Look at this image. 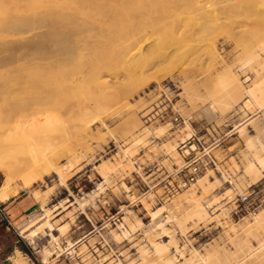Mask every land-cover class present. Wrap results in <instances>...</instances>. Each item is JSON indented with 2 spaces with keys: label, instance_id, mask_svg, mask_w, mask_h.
Returning a JSON list of instances; mask_svg holds the SVG:
<instances>
[{
  "label": "rangeland",
  "instance_id": "374dc122",
  "mask_svg": "<svg viewBox=\"0 0 264 264\" xmlns=\"http://www.w3.org/2000/svg\"><path fill=\"white\" fill-rule=\"evenodd\" d=\"M181 3L186 10L180 26L194 37L216 40L217 55L202 60L187 56L180 66L172 67L169 59L161 60L157 67L165 69L162 79L144 80L135 90L121 94L113 79L111 87H106L111 97L81 106L67 135H61L70 143L61 144V152L64 149L67 155L57 164L64 179L60 173L42 174L33 187L21 188L40 201L21 218H11L0 203V264H12L17 254L26 264H161V257L172 255L178 264H229L230 260L264 264V221L255 224L264 210V175L253 183L246 171L248 163L257 161V153L264 155V109L257 108L246 94L227 98L217 79L225 67H231L244 86L264 80V15L235 12L229 20H236L237 27L230 32L220 23L210 22L206 9L196 0ZM206 20L212 24L194 30ZM153 43H145L144 48ZM193 43L186 38L181 50L187 51ZM90 51L83 48L78 54L87 58ZM257 53L259 59L245 65ZM13 66L7 65V69L15 71ZM13 81L9 84L16 85L13 90L20 94L0 90V97L8 98L6 102L14 109L22 108L20 101L27 105L29 94L36 95L29 90L40 84ZM12 94L19 96L20 103ZM85 94L97 97L99 90L87 86ZM210 104L215 111L206 110ZM194 133L210 146L218 164L199 176H206L203 184L198 179L177 190L179 170L185 164L183 151L191 145L187 141L183 147L182 141ZM102 166L106 174L101 172ZM4 177L0 171V187ZM243 194L250 196L248 201H242ZM193 198L207 212L203 219L190 216L196 204ZM47 208L52 211L46 215ZM152 211L160 215L154 219ZM46 220L48 228L37 237L22 232L30 223ZM130 223L139 225L127 236L114 237V232H121L119 225L130 227ZM66 225L62 232L60 227ZM54 235L60 245L52 240ZM156 242L167 249L158 252ZM48 249L52 254L46 260ZM202 256H207V263Z\"/></svg>",
  "mask_w": 264,
  "mask_h": 264
},
{
  "label": "bare ground",
  "instance_id": "6f19581e",
  "mask_svg": "<svg viewBox=\"0 0 264 264\" xmlns=\"http://www.w3.org/2000/svg\"><path fill=\"white\" fill-rule=\"evenodd\" d=\"M196 1L204 6L210 22L220 23L230 32L237 27L236 20L233 19L235 23L229 20L231 14L243 12L246 15H264V0ZM185 10L181 0H0V38L36 32L28 38L0 39V90L7 93L9 89H17L13 83L9 84L10 80H14L15 84L26 80L40 84L38 89L29 90L36 95H32L34 98L29 94V101L33 100L30 103L28 101L27 105L26 101H20L17 98L19 96L12 94L18 100L15 102L25 103L14 102L22 108L15 106L17 109H14L13 105L6 102L8 98L4 100L5 97H0V171L5 176L0 187L1 201L13 198L20 186L33 187L43 178L42 174L60 173L64 179L57 164L62 155H67L64 149L61 152V144L70 146V143L68 138L61 139V135H67L81 106L111 97L106 87H111L113 79L120 88L117 94H121L135 90L144 80L162 79L166 72L157 67L161 60L169 59L172 67L180 66L187 56L202 60L217 53L216 40L205 36L194 37L193 32L189 34L180 26L181 15ZM208 20L205 23L201 21L194 30L200 29L199 26L203 24L211 25ZM186 38L194 43L183 52L181 44ZM149 41L154 43L145 49L144 44ZM83 48L91 50L89 57L78 54ZM259 56V53L254 54L245 61V65L258 60ZM9 64H14L15 71H11L13 68L11 72L7 69ZM261 69H264V65ZM261 69L257 70V75ZM217 77L222 83V92L228 93L227 98H242L246 94L257 108L264 109L263 79L249 87L244 86L231 67H225ZM29 83L33 85L31 81ZM87 86L97 88L98 96L89 98L85 94ZM14 90L12 93L16 92ZM19 91L16 92L18 95ZM207 109L215 111L212 104ZM250 143L253 144V141ZM263 168L264 155L257 153V161H251L246 168L253 183L264 175ZM100 169L106 174L105 166ZM198 179L203 184L206 176ZM193 199L196 204L190 216L203 219L207 212L198 199ZM51 211L47 208L44 214H50ZM152 215L156 219L160 213L152 211ZM263 221L264 210L257 215L255 224L260 225ZM47 224V220L35 221L22 232L28 231L34 237ZM136 225L139 224L130 223V227L121 224V232L116 231L113 235L117 239L127 236L136 230ZM66 227H60L61 231L64 232ZM52 240L60 245L58 237L54 236ZM155 244L160 253L167 249L160 243ZM62 250L58 252L57 258L62 255ZM50 254L51 250H45L46 260ZM17 255L12 264H26L19 258L20 254ZM206 258L202 256L201 260L206 262ZM161 261V264H178L175 255L161 257Z\"/></svg>",
  "mask_w": 264,
  "mask_h": 264
},
{
  "label": "built area",
  "instance_id": "2783aa9c",
  "mask_svg": "<svg viewBox=\"0 0 264 264\" xmlns=\"http://www.w3.org/2000/svg\"><path fill=\"white\" fill-rule=\"evenodd\" d=\"M197 139L198 142H192V140ZM191 144L189 147H186L183 151V156L185 158V164L180 168L181 176L177 182L174 189L188 188L193 183H195L199 176L207 171L209 168L217 167L218 160L217 157L211 153L210 146H205L201 142V138L196 136L194 133L186 141H182L183 147L187 146L188 143ZM192 142V143H191ZM199 146L202 148L199 149ZM248 194H243L241 199L242 201L249 200ZM7 221L9 224H12L11 218L7 215Z\"/></svg>",
  "mask_w": 264,
  "mask_h": 264
},
{
  "label": "crops",
  "instance_id": "0c3cea01",
  "mask_svg": "<svg viewBox=\"0 0 264 264\" xmlns=\"http://www.w3.org/2000/svg\"><path fill=\"white\" fill-rule=\"evenodd\" d=\"M21 188H24V187L20 186L18 194H16L13 198L6 200V201L0 200V203L5 204V208L8 209V213L11 218L18 219V218L25 216L28 213L33 212L35 208L37 207L38 202L40 203V201L35 196L34 197L36 200L27 192L22 191ZM31 224L32 223L27 225L23 230L28 228ZM45 228H48V227H45ZM45 228L41 230L33 238L37 237L41 232L45 231ZM26 234L29 235V232L26 231Z\"/></svg>",
  "mask_w": 264,
  "mask_h": 264
}]
</instances>
